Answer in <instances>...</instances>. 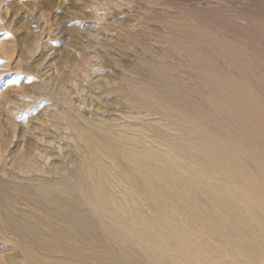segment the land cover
I'll use <instances>...</instances> for the list:
<instances>
[{
    "label": "rangeland",
    "instance_id": "1",
    "mask_svg": "<svg viewBox=\"0 0 264 264\" xmlns=\"http://www.w3.org/2000/svg\"><path fill=\"white\" fill-rule=\"evenodd\" d=\"M251 95L264 114V0H0V264H100L166 231L153 203L189 233L136 264H264Z\"/></svg>",
    "mask_w": 264,
    "mask_h": 264
},
{
    "label": "water",
    "instance_id": "2",
    "mask_svg": "<svg viewBox=\"0 0 264 264\" xmlns=\"http://www.w3.org/2000/svg\"><path fill=\"white\" fill-rule=\"evenodd\" d=\"M202 170L203 169H200V168L197 169V171L195 172V177H196V174L202 173L203 172ZM198 183L199 182L196 180L197 185ZM213 184L214 183H211L209 185L212 186ZM226 191L227 192H225L224 195L228 200L233 201L232 197H234L235 195H239L242 198H244L243 193L237 191L234 188L227 186ZM167 203L169 204L170 202H167ZM153 204L156 205L157 208H159V211H158L159 221L163 223L166 222L165 223L166 227H164L166 231L158 230L156 226H151L149 222L146 221V223L143 226L135 227L133 232H131L130 236L128 235V237H126L125 240L124 238H122L124 242L123 251L117 252L114 249L103 251L101 249L99 252L89 253L90 255H92L93 260L99 262L100 264L102 263V261H111L112 263L114 262L116 264H136V259L134 258L135 246H139V248L147 256H149V254L151 253V250L154 248V246H156L155 244L158 245L159 243H161V242H158V240L160 239L158 238L159 235L163 234V237H162L163 239H167L170 237L181 238L178 235H181L185 239V235L187 236V234L189 233V230L187 226L178 225L179 223L178 218L176 216L171 215L172 211L170 207H167L168 205L165 203H153ZM213 230H217V229L213 228ZM200 234L202 237L203 232H200ZM219 234L220 233L218 231V233L215 236L217 237L219 236ZM206 247L209 248L210 251H213L215 249L211 245H208ZM166 248L167 247H165V249ZM45 264H65V263L46 260Z\"/></svg>",
    "mask_w": 264,
    "mask_h": 264
},
{
    "label": "bare ground",
    "instance_id": "3",
    "mask_svg": "<svg viewBox=\"0 0 264 264\" xmlns=\"http://www.w3.org/2000/svg\"><path fill=\"white\" fill-rule=\"evenodd\" d=\"M177 48V47H176ZM218 49H219V51H221V52H223L224 54H226V55H228V56H230V57H234L235 55H236V53H235V51L230 47V46H228V45H226V44H224V43H218ZM205 51V50H204ZM166 67V66H165ZM218 72V71H217ZM162 74V73H161ZM162 76V75H161ZM156 83V82H155ZM156 84H158V83H156ZM169 84V83H168ZM154 85V84H153ZM146 89V88H145ZM176 89V88H175ZM150 90V89H149ZM232 90V89H231ZM245 92H246V90H244ZM243 90H242V92H244ZM247 91H249V93H250V91L251 90H247ZM240 92V91H239ZM241 92V93H242ZM232 93V92H231ZM151 94V93H150ZM245 94V93H244ZM153 95V94H152ZM230 95V94H229ZM248 98H251L250 97V95L248 96V94H245ZM254 95V94H253ZM239 96V95H238ZM252 96V95H251ZM243 97H245V96H243ZM253 97V96H252ZM146 98V97H145ZM238 98V97H237ZM236 98V99H237ZM241 98H242V96H241ZM146 99H148V98H146ZM230 99H232V98H230ZM242 99H244V98H242ZM242 99H241V102L239 101L240 99H238V101L240 102V104L241 103H243V104H241V105H245V104H247V103H245L244 101H245V99H244V101H242ZM157 100V99H156ZM251 102H250V104H251V106H253V110L251 111V112H247V111H245V112H247L248 113V116L250 115L251 117H252V115H253V118H254V116L258 119V118H262V120H260L261 122H263V123H261V124H264V114H263V112H262V110H263V106H262V102L258 99V98H256L255 96L253 97V99H251L250 100ZM232 102H233V100H232ZM239 102H238V104H239ZM139 103V102H138ZM231 103V102H230ZM233 104H235V102H233ZM239 104V105H240ZM143 106V105H142ZM230 106H232V104H230ZM249 106V105H248ZM250 106V107H251ZM145 107V106H144ZM157 107V106H156ZM242 107V106H241ZM240 107V108H241ZM236 108V107H235ZM243 108H245V107H243ZM249 108V107H248ZM210 110V109H209ZM242 110V109H241ZM244 110V109H243ZM245 110H246V108H245ZM244 112V113H245ZM242 114H243V112H242ZM246 114V113H245ZM256 119V120H257ZM257 123V122H256ZM170 124V123H169ZM259 124V123H258ZM257 124V125H258ZM257 125H256V127H257ZM172 126V125H171ZM259 127V129H258V133L259 134H257V136L254 138V139H252V137H248V135H251L252 136V134H250L249 132H244V131H242L243 129H238V127H237V129L235 130V134H236V136L241 140H245V142H246V144L244 143V146H243V149H244V151H245V153H250V154H252L251 155V157H253L254 159H256V157H257V155H258V157H262V156H259L261 153V155H264V148H262V146L260 145L261 144V140L262 141H264L263 139H264V125H263V128L260 126V125H258ZM83 128V127H82ZM256 129V130H257ZM262 129V130H261ZM260 130H261V133H260ZM83 131V130H82ZM256 131H254V133H255ZM256 132V133H257ZM259 135V136H258ZM125 136H127V135H125ZM130 136V135H129ZM254 136V135H253ZM132 137V136H131ZM131 137H130V140H131ZM154 137H156V136H154ZM251 139V140H250ZM154 140V139H153ZM177 140V139H176ZM133 143V142H132ZM147 143V142H146ZM167 143V142H166ZM260 143V144H259ZM263 143V142H262ZM260 145V147L261 148H259V150L261 149V153L259 154V153H257V145ZM259 145H258V147H259ZM92 147V146H91ZM160 147V146H159ZM132 148V147H131ZM168 148H169V146H168ZM134 149V148H133ZM165 150V149H164ZM157 151V150H156ZM258 152H260V151H258ZM86 154V153H85ZM174 155V154H173ZM249 156V155H248ZM117 157V156H116ZM257 157V158H258ZM264 160V159H263ZM262 160V158H261V160H260V158H259V161L260 162H262L263 161ZM257 161V160H256ZM256 161H254L255 163H257ZM259 161H258V163H259ZM116 162V161H115ZM253 162V163H254ZM117 163V162H116ZM188 163V162H187ZM264 163V162H263ZM261 164L260 166H261V169H263L264 168V164ZM99 164L100 163H98L97 162V165H96V167L95 168H91L92 170V172H98V173H100V174H103V171H102V167H101V165H103L102 163L100 164V166H99ZM105 164V163H104ZM185 164V163H184ZM119 165V164H118ZM263 165V166H262ZM92 166V165H91ZM90 166V167H91ZM104 166H107V164L106 165H104ZM259 166V167H260ZM256 167V166H255ZM254 167V168H255ZM263 167V168H262ZM112 168V167H111ZM128 168V167H127ZM249 168V167H248ZM257 168V167H256ZM103 169H106V168H104L103 167ZM250 169V168H249ZM260 170V169H259ZM264 170V169H263ZM108 171V170H107ZM110 171V170H109ZM106 172V171H105ZM110 172H112V171H110ZM109 172V174H113V172L112 173H110ZM262 173H263V171H262ZM117 175V174H116ZM116 175L114 174V178L116 177ZM264 175V174H263ZM107 176H110V175H107ZM113 176V175H112ZM100 177V176H99ZM101 177H104V176H101ZM174 177V176H173ZM101 179H103V178H100L99 179V181H101ZM108 179V178H107ZM106 179V180H107ZM105 180V179H104ZM105 180V181H106ZM110 180H112V179H110ZM263 182V181H262ZM172 184V183H171ZM263 184V183H262ZM263 186V185H262ZM32 187V186H31ZM194 191V190H193ZM163 194V193H162ZM208 194V193H207ZM137 195V194H136ZM139 196V195H138ZM208 197V196H207ZM215 197V196H214ZM213 198V197H212ZM107 200V199H106ZM144 200V199H143ZM109 202V201H108ZM110 218V217H109ZM91 220V219H90ZM4 221V220H3ZM75 222V221H74ZM123 222V221H122ZM127 224V223H126ZM15 232V231H14ZM260 232V231H259ZM92 233V232H91ZM254 233H255V231H254ZM261 234V233H260ZM254 236V235H253ZM255 238V237H254ZM257 238H259V236H257ZM261 238H259L258 239V241L260 240ZM254 240V239H253ZM263 240V239H262ZM106 241V240H105ZM261 241V240H260ZM256 242V241H255ZM264 242V241H263ZM260 243V242H259ZM255 244V243H254ZM256 244H257V242H256ZM260 245V244H259ZM262 245V244H261ZM254 246V245H253ZM249 247V246H248ZM252 247V246H251ZM260 247V246H259ZM257 247H255V249H256ZM254 249V248H253ZM249 250V249H248ZM263 250H264V248H263ZM247 251V250H246ZM184 253V252H183ZM249 253H253L252 251L251 252H249ZM256 253V252H255ZM262 254L264 253V252H261ZM170 255V254H169ZM164 257V256H163ZM260 257V256H259ZM253 258V257H252Z\"/></svg>",
    "mask_w": 264,
    "mask_h": 264
}]
</instances>
